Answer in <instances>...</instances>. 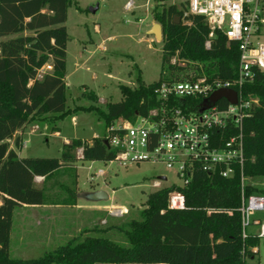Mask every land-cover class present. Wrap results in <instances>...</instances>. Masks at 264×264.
Here are the masks:
<instances>
[{
    "label": "trees",
    "instance_id": "1",
    "mask_svg": "<svg viewBox=\"0 0 264 264\" xmlns=\"http://www.w3.org/2000/svg\"><path fill=\"white\" fill-rule=\"evenodd\" d=\"M73 1L0 0V39L9 37L0 41V264H246L254 259L258 252L252 253L250 248L256 247L257 238H241L240 177L222 179L204 173H197L181 190L185 197L183 210L167 208V195L173 188L149 195L139 219L119 228L127 245L109 238L71 239L36 259L22 260L9 255L15 208L48 203L46 189L37 188L34 177L44 176L48 180L63 171L61 168H70L74 172L71 185L62 187L67 198L60 199L61 205H75L74 152L81 148V159L89 162L109 163L116 158V151L105 145V138L73 139L62 146L59 158L17 155L22 140L16 133L24 126L33 121H57L71 113L66 106L68 35L64 23ZM181 16L174 5L154 7L153 19L163 30L162 76L150 84L138 76L135 88L120 85L122 100L108 102L105 112L99 113L106 128L120 119L133 121L146 116L158 106L154 90L162 81L178 79L183 71L169 64L173 56L202 65L212 79L236 76L238 43L228 42L221 31H216L207 50L204 43L210 30L204 19L188 16L187 23H176L175 18ZM26 32L29 34L25 35ZM48 63L52 70L39 79L38 71ZM243 93L261 101V108L243 122L247 158L243 173L248 178L264 177V74L246 86ZM89 98L97 99L94 93ZM220 104L227 103L222 100ZM82 109L97 111L94 106ZM11 139L14 148L9 145ZM256 191L252 186L244 188L246 196Z\"/></svg>",
    "mask_w": 264,
    "mask_h": 264
},
{
    "label": "rangeland",
    "instance_id": "2",
    "mask_svg": "<svg viewBox=\"0 0 264 264\" xmlns=\"http://www.w3.org/2000/svg\"><path fill=\"white\" fill-rule=\"evenodd\" d=\"M129 1L74 0L68 7L64 23L68 35L65 79L68 84L66 106L71 113L57 120L58 136L52 125L44 121L26 125L23 128L24 137L22 133L17 134L24 140L22 157L58 158L66 139L89 141L96 135L105 138L106 126L99 113L105 112L108 102L122 100L119 86L137 87L138 76L145 84L161 78L163 37L160 41L150 31L148 33L152 24H159L153 19V9L160 3L150 0L149 12H146L145 0H133V7L127 9L125 5ZM180 1L165 0L161 5L168 7ZM96 6L97 11L91 13L89 9ZM95 27L99 28L98 33ZM260 34V40L264 42V26ZM103 40L104 45L101 44ZM102 47H105V51ZM90 92L98 96L96 101L89 98ZM90 106L96 107L97 111L82 109ZM78 107L81 108L74 111ZM116 122H121V119ZM8 142L14 148L13 139ZM74 154L77 157L80 155L77 150ZM75 164L77 191L74 193H78L79 204L92 209L97 205L108 208L100 212L91 210L87 214L76 213V218L73 216L71 219L67 214L51 216L35 210L24 213L14 211L9 247L12 258L36 259L71 239L109 238L120 245H127V238L119 228L126 226L130 220L139 219L149 195L177 183L171 170L147 163L123 166L119 161L104 163L77 160ZM100 171L103 173L98 176ZM72 174L60 171L53 179L68 175L72 178ZM159 175H165L168 181L162 182L161 188H154L153 182ZM245 185L257 190L251 196L263 199L261 210L249 212L251 224L246 230L257 238L255 248L259 252L246 264H264V237H257L260 227L253 224L254 221L264 223V177L246 178ZM96 192H104L108 200L92 201L90 195ZM61 193L67 198L65 189H61ZM62 201L48 194V203L61 205ZM111 206L121 207L126 213L112 216L108 213ZM246 207H249L248 201Z\"/></svg>",
    "mask_w": 264,
    "mask_h": 264
},
{
    "label": "built area",
    "instance_id": "3",
    "mask_svg": "<svg viewBox=\"0 0 264 264\" xmlns=\"http://www.w3.org/2000/svg\"><path fill=\"white\" fill-rule=\"evenodd\" d=\"M161 5V0H157ZM134 1L126 3L130 9ZM182 12L184 23L188 16H201L210 32L204 43L210 49L216 31H221L228 42L238 43L239 59L236 76L233 79H212L204 72L202 65L171 57L169 64L182 68L179 78L162 81L154 90L158 106L150 109L146 116L133 121L121 120L106 128L105 142L116 151L114 161L123 166L147 163L171 170L177 179L167 195L169 210H183L185 197L182 189L187 187L197 173L222 179L240 177L241 238L249 237L247 227L251 224L250 211L262 209L263 199L246 196V177L243 173L247 160L244 149L243 122L261 108L257 96L244 95L246 86L264 74V42L260 40V29L264 26V0H182L172 3ZM150 0H145L149 12ZM52 70L45 65L38 71V78ZM42 75H41V74ZM219 90L236 93V103L227 99L213 101ZM226 101L222 106L220 102ZM180 102V103H177ZM82 158V149H77ZM113 162V161H111ZM102 171L98 176L102 175ZM36 181L41 177H36ZM90 180H93L92 178ZM165 175H159L153 182L154 188H161L167 182ZM165 189L161 188L158 191ZM246 201L249 207H246ZM230 213L229 211H227ZM112 216L125 214L121 207L108 209ZM210 213V209L207 210ZM259 225L257 237H264V223ZM252 253L257 249L250 248ZM248 261V260H247Z\"/></svg>",
    "mask_w": 264,
    "mask_h": 264
},
{
    "label": "crops",
    "instance_id": "4",
    "mask_svg": "<svg viewBox=\"0 0 264 264\" xmlns=\"http://www.w3.org/2000/svg\"><path fill=\"white\" fill-rule=\"evenodd\" d=\"M153 25L154 24H152V26H151V28L148 30V33H149V31L152 29V27H153ZM95 32H99V28L98 27H95ZM25 35H28V33L26 32V33H24ZM9 37H5V38H1L0 39V41L1 40H6V39H8ZM109 39H112V37L111 38H109ZM101 44H103L104 45V40L101 42ZM102 50H104L105 51V47H102ZM66 78V77H65ZM65 82H66V79H65ZM66 85L68 86V84H67V82H66ZM90 93H93V92H90ZM96 96V98L98 97L97 95H95ZM99 100H101L102 101V99H99ZM98 100V101H99ZM41 121H44V122H46V123H49V124H51L52 125V128H54V130H56V132H55V135L56 136H58L59 135V129L57 128V126H56V122L57 121H51V120H41ZM36 122H39V121H33V122H31L32 124H34V123H36ZM27 125H30V123L29 124H27ZM25 127V126H24ZM23 127V128H24ZM37 127V126H36ZM26 128V127H25ZM23 130V131H22ZM24 130L25 129H21L20 131H18L17 133H16V135L17 134H21L22 133V136L24 137ZM106 134V133H105ZM104 134V135H105ZM20 137V136H19ZM102 136H95L94 138H101ZM21 138V137H20ZM103 138V137H102ZM21 140H22V138H21ZM73 140V139H72ZM72 140H68V139H66L65 141H64V144H70L71 143V141ZM80 140H83V139H80ZM83 141H86V140H83ZM90 141V140H89ZM63 144V145H64ZM11 148H13V146H11ZM22 149H24V140H22V148H21V150L20 151H17V155H18V157L19 158H26V157H22L21 156V151H22ZM79 149H81V148H79ZM59 158V157H58ZM76 159L77 160H82L81 158H78L77 156H76ZM76 162H74V164H73V168L76 170V186H75V189H74V187H72L73 189H74V191L76 192L77 191V165L75 164ZM69 170L68 171V173L70 174H74V172L72 171V170H70V168H68V167H65V168H61L60 170H63V172H66V171H64V170ZM72 169V168H71ZM73 174H72V176H73ZM36 177H41V179H39L38 181H36ZM36 177H34V184H35V186L37 187V188H42V187H44L45 189H46V193L47 194H51V195H54V196H56L58 199H62V196H64V195H62V193H61V189H62V187L63 186H68V187H70V185H71V182H72V178H71V176L70 175H68V177L67 176H64V177H57V178H52V179H45V177L44 176H36ZM76 195V204L75 205H58V204H56L55 202H49V203H45V204H43V205H37V206H29V205H22V206H18V207H16L15 208V212L18 210V211H21V212H27V211H37L38 213H42V214H49V215H51V216H56V215H66V216H69V218L71 219L73 216H75V214L76 213H81V214H87V212H91V210H97V211H101V210H106L107 208H108V206H105V205H97L96 207H94L95 209H92V208H89V207H86V206H84V207H82L80 204H79V201H78V199H79V197H78V193H76L75 194ZM65 197V196H64ZM108 200V199H107ZM106 200V201H107ZM103 202H105L104 200H103ZM2 204V198H0V205ZM112 207H114V206H112ZM13 215H14V213H13ZM63 217V216H62ZM75 218H76V216H75ZM70 222H71V220H69ZM12 231H13V226H12V228H11V232H10V242H9V247H10V244H11V238H12ZM257 249V248H256ZM257 251H258V249H257ZM259 252V251H258Z\"/></svg>",
    "mask_w": 264,
    "mask_h": 264
},
{
    "label": "water",
    "instance_id": "5",
    "mask_svg": "<svg viewBox=\"0 0 264 264\" xmlns=\"http://www.w3.org/2000/svg\"><path fill=\"white\" fill-rule=\"evenodd\" d=\"M97 9H98V6L90 8L89 11L91 13H95L97 11ZM179 21H180V17H176L175 22L178 23ZM150 32L153 34V36L156 39H159L160 41H162L163 30H162V27L160 24H154L152 29L150 30ZM222 98L227 99L231 103L235 104L237 96H236V93L234 91L219 90L212 96L211 99L216 102ZM105 145L108 147L107 142H105ZM90 199L92 201H103V200L106 201L108 199V196L104 192H96V193L90 195Z\"/></svg>",
    "mask_w": 264,
    "mask_h": 264
}]
</instances>
